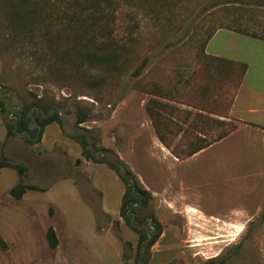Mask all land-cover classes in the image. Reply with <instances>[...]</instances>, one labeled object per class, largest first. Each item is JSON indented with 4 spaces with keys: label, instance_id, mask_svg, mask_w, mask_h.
<instances>
[{
    "label": "rangeland",
    "instance_id": "374dc122",
    "mask_svg": "<svg viewBox=\"0 0 264 264\" xmlns=\"http://www.w3.org/2000/svg\"><path fill=\"white\" fill-rule=\"evenodd\" d=\"M222 1L169 0L158 12L138 13L134 28L120 14L113 28L125 49L118 69L98 86L49 68L50 54L31 60L29 43L7 48L0 25V85L9 94L0 96V155L25 164L24 182L39 188L13 198L17 171L0 167V235L7 244L0 247V264H123V250L134 262L139 233L120 209L118 219L113 214L124 182L106 163L77 164L84 157L76 141L82 130L96 157L120 159L149 185L151 198L139 214H151L150 224L165 235L154 242L161 249L151 263L152 246L145 253V264H264V132L229 118L241 68L205 54L207 36L218 27L264 34V11ZM36 99L54 104L60 122L53 107L32 108L31 126L39 123L38 113L52 121L38 133L32 127L7 135L16 114L11 106L18 111ZM75 106L87 114L79 124ZM226 137L200 156L183 155ZM49 226L56 248L46 238ZM140 227L150 228L147 221Z\"/></svg>",
    "mask_w": 264,
    "mask_h": 264
},
{
    "label": "trees",
    "instance_id": "16d2710c",
    "mask_svg": "<svg viewBox=\"0 0 264 264\" xmlns=\"http://www.w3.org/2000/svg\"><path fill=\"white\" fill-rule=\"evenodd\" d=\"M169 0H0V25L7 32L4 33L3 41L7 48L22 49L25 43H29L31 50L28 52L31 60H39L40 54H50L55 56L53 62L47 66L56 71L73 72L78 76H87L92 86H98L104 81V74L114 72L119 67V58L121 50L125 49V45L117 42L114 25L117 23L119 15L124 13L127 21L136 27L138 25L135 19L137 14L144 11L155 10V7H164ZM213 4V0H209ZM224 5H242L250 9H258L264 11V0H223ZM144 4H148L152 9L144 8ZM214 5V4H213ZM56 12V17L52 14ZM155 12H158L155 10ZM222 28V27H218ZM217 28V29H218ZM242 34L256 37L264 40V34L257 32H249L248 30L229 28ZM216 30V29H215ZM214 30V31H215ZM214 31L210 32L207 40L212 36ZM23 39L19 40V37ZM229 64L234 62L226 59L217 58ZM242 71L245 65L239 64ZM141 66L134 70V74L138 73ZM2 109L5 105L0 102ZM37 107V108H36ZM54 107V119L60 122L58 109L50 102H43L36 99L34 102L25 104L20 111L16 113V119L13 123L7 124V135L20 130L29 129L28 122L30 116L27 112L35 108L48 111ZM148 114L153 121L154 111L148 106ZM76 124L87 119V114L80 108L75 106ZM53 116L46 119L42 118V114L38 113V122L40 126L52 121ZM155 121V120H154ZM76 133V141L82 147V154L88 160L98 163H106L110 168L114 169L118 176L123 180L125 189L121 198L120 213L127 220L130 227L139 233V242L137 253L132 264H145L144 255L159 237L161 230L158 223H155V231L151 234V238L142 245L141 242L146 238V231L142 230L140 225L146 222L147 217L151 214L140 215L142 208L147 206L151 192L146 189L138 179L133 175L132 171L118 158L115 160L107 158L103 155L96 157L93 142L89 144L87 131ZM37 132V131H36ZM38 133V132H37ZM156 133L160 141L163 142V135L157 130ZM36 141L40 139L36 134ZM29 139V136L26 135ZM221 138V137H220ZM30 140V139H29ZM210 143L198 144L185 151L183 155H192L196 151L208 146ZM120 166L122 170L120 171ZM0 167H11L17 171L19 176L18 182L9 189V194L20 199L22 195L30 189H39L33 184L25 183L23 178L26 174V166L22 162L12 161L0 155ZM124 167V170H123ZM134 215L132 216V213ZM131 214V219L127 215ZM46 238L51 248L58 245V238L53 227L49 226L46 230ZM130 243L126 242L125 246ZM6 242L0 235V247L6 249ZM125 257V252L123 254Z\"/></svg>",
    "mask_w": 264,
    "mask_h": 264
},
{
    "label": "crops",
    "instance_id": "0c3cea01",
    "mask_svg": "<svg viewBox=\"0 0 264 264\" xmlns=\"http://www.w3.org/2000/svg\"><path fill=\"white\" fill-rule=\"evenodd\" d=\"M205 54L216 60H218L217 58L230 60L234 62L231 65L239 66L241 68L239 83L228 110L229 118L248 128H251L258 133L264 132V40L242 34L232 29L218 28L206 41ZM239 64L245 65V69L243 71ZM228 138L229 137H226L224 140L220 139V142L218 140L215 142L216 144H209L208 146L196 151L190 156V159H192L191 157L200 156L212 147L225 140L227 141ZM253 141L260 142V139L255 138ZM173 157L176 159L175 155ZM260 158L264 159V154H261ZM76 161L77 164L81 162L83 169H87L89 164L93 162L84 157H79ZM248 164L250 166V162ZM262 164L264 165V163ZM139 177L142 184L149 189L148 183L144 179H141L140 175ZM119 209L120 206L113 212L116 219L119 218ZM164 235L165 233L161 232L159 236L160 238H163ZM156 246L157 243H154L150 249V263L153 260V254L161 249V247ZM123 254L124 250L118 254L120 256L121 263L131 264L124 258ZM169 260L170 259H168V261Z\"/></svg>",
    "mask_w": 264,
    "mask_h": 264
},
{
    "label": "flooded vegetation",
    "instance_id": "af4514ba",
    "mask_svg": "<svg viewBox=\"0 0 264 264\" xmlns=\"http://www.w3.org/2000/svg\"><path fill=\"white\" fill-rule=\"evenodd\" d=\"M5 94H6L7 96H9V94H8L7 92H3L2 89H0V96H4ZM6 106H7V104H6ZM11 107H12V110H13L14 113H18V112L20 111V109H21V108H20L18 111H16L18 108L15 109V108H14V105H12ZM36 108H37V107H36ZM53 108H54V107H53ZM40 110H41V109H40ZM27 115L30 116L28 112H27ZM13 117H14V119H16V114L13 115ZM32 120H33V117L30 116V120H29V122H28L29 129H31L32 127H35V128H36V131L38 132V131H39V128H40V127L38 128V125L40 126V124H39V123H36V124H33V126H31V122H32ZM17 132H25L26 134L29 133L28 130H20V131H17Z\"/></svg>",
    "mask_w": 264,
    "mask_h": 264
},
{
    "label": "water",
    "instance_id": "95a60500",
    "mask_svg": "<svg viewBox=\"0 0 264 264\" xmlns=\"http://www.w3.org/2000/svg\"><path fill=\"white\" fill-rule=\"evenodd\" d=\"M0 89H1V85H0ZM7 107H10V105L7 104ZM18 107H19L18 105H14V108H15V109H17ZM39 127H40V126L38 125V128H39ZM121 170H122V166H120V171H121ZM131 213H132V216H133L134 213H133V212H131ZM150 220H151L150 217H147V218H146L147 224H148V226H150V228L146 231L147 236H146V238L141 242V244L144 243L145 241L149 240V239L151 238V232H153V231L155 230V227H154L153 225L150 224Z\"/></svg>",
    "mask_w": 264,
    "mask_h": 264
}]
</instances>
